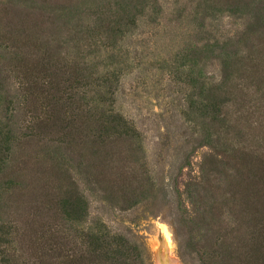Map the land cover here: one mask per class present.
Masks as SVG:
<instances>
[{
	"label": "rangeland",
	"instance_id": "1",
	"mask_svg": "<svg viewBox=\"0 0 264 264\" xmlns=\"http://www.w3.org/2000/svg\"><path fill=\"white\" fill-rule=\"evenodd\" d=\"M33 1L0 0V46L5 44L2 41L19 36L27 43L24 48L29 52L24 56H29L31 62L36 61L39 51L34 46L35 37L42 29L52 34L50 22L54 14L43 6L51 4L54 8L55 4H67L71 0ZM74 1L80 4L81 13L71 15L70 23L64 24L68 21L66 15L64 21L58 19L55 23L66 28L76 26L81 39H71L63 50H68L69 61L85 62L90 69L105 70L104 66L112 61L110 68L119 67L116 86H109L113 91V106L138 130V136L108 150L107 164L113 168V174L106 183L129 184L133 177L122 172L137 171L141 174L133 181L138 186L137 195L125 202L120 193L115 201L90 193L83 172L94 162L90 150L84 147L81 155L80 151L60 147L55 139L48 137L30 146V163L26 168L24 164L22 174L14 176L20 186L22 182L29 183L27 189L14 185L8 188L0 183V218H19L24 222L36 203L38 187L45 183L43 192H47L50 200L54 189L75 180L87 193L90 222L99 217L114 231L133 230L144 240L154 264H185L179 255L173 227L177 211L174 187L184 190L186 183L198 176L207 153H217L229 162L223 167L227 173L214 175L212 192L196 202V207L209 218L205 228L209 240L214 239L218 224L222 226L221 234L227 233L230 238L238 232L234 230L237 212L233 207L231 181L237 182L238 169L250 173L256 164V154L264 150V85L255 83L253 68L238 70L239 54L225 46L244 27L242 12L211 7L200 0ZM128 15H134L136 20L131 33L124 34L123 39L110 35L107 31L110 24L115 27L117 22H126ZM57 31L54 36L65 41L63 37L68 32ZM112 50H121L123 55L112 57ZM172 61L185 70L192 69L194 78H199L193 85L201 81L202 86L189 84L172 68ZM11 65L7 49L0 47V72L10 75L0 92V119L7 122L6 90L15 94L14 87L18 86ZM96 95L92 93L94 100ZM215 96L224 100L218 123L204 115L212 113L207 109L196 110L199 102L210 103ZM18 98L16 94L8 113L9 121L18 123L15 131L20 123L30 119L12 109ZM21 151L10 165L20 162ZM186 152L191 163L178 173L176 167ZM208 164L204 166L207 168ZM54 168L60 170L57 178Z\"/></svg>",
	"mask_w": 264,
	"mask_h": 264
},
{
	"label": "trees",
	"instance_id": "2",
	"mask_svg": "<svg viewBox=\"0 0 264 264\" xmlns=\"http://www.w3.org/2000/svg\"><path fill=\"white\" fill-rule=\"evenodd\" d=\"M199 2L242 12L244 27L236 39L231 38L225 46L239 54L237 69L253 68L255 83L263 86L264 0ZM58 5L55 4L54 8L51 4L43 6L54 14L50 22L52 34L42 29L35 37L34 46L39 50L36 61L31 62L29 56H24L29 51L25 50L27 43H23L19 36L2 41L5 44L0 46L3 50L7 49L11 57L10 71L18 84L13 90L15 94L10 89L6 90L5 116L8 122L0 119V183L8 188L13 185L21 189L29 186L26 182L20 186L14 176L22 174L30 163V146L49 137L50 140L55 139L53 141L60 147L68 146L80 151L81 155L84 147L90 150L94 162L83 170L90 193L108 201L117 200L121 194L123 201L127 202L137 195L138 186L133 181L141 174L125 169L122 175L132 176L133 179L126 177L131 183H106L107 177L113 174V168L107 164L108 150L138 136L134 123L113 106V91L109 86H116L121 70L119 67L110 68L113 61L104 66L107 69L101 70L99 67L90 69L85 62L68 60L71 56L63 47L71 39L79 41L81 31L76 26L66 28L64 24L70 23L71 15L81 13L82 8L74 0ZM65 15L68 21L62 26L55 23L58 19L64 21ZM127 18L126 22H117L115 27L110 24L107 30L110 35L123 39L124 34L131 33L136 20L134 15ZM19 19L22 20L21 15ZM57 29L68 32L63 37L65 41L60 36H54L55 32L58 33ZM122 53L121 50H112L111 56L121 57ZM171 65L189 84L199 80L194 78L192 69L185 70L174 61ZM7 78L10 75L0 72V92L5 88ZM7 84L10 85L9 82ZM201 84L199 81L193 86ZM92 93H98L96 100ZM16 94L19 98L12 109L30 117L18 125L17 131L14 128L18 123L9 121L11 116L8 115ZM223 103L221 96H215L210 103L199 102L196 110L207 109L212 113L204 115L218 123ZM20 151V162L18 160L10 165ZM255 161L250 173L238 169L237 182L232 180L230 184L233 207L237 212L234 219L237 228L234 230L238 231L230 238L227 233L221 234L222 226L218 224L214 239L209 240L205 230L209 218L205 211L196 207V202L204 200L212 192L210 188L215 186L214 175L227 173L223 167L229 162L217 153H207L198 176L189 180L184 190L174 187L177 211L173 227L179 255L185 264H264V150L256 154ZM206 162H209L207 168L204 166ZM190 163L191 156L186 152L176 167L177 172L181 173ZM54 171L55 178L59 177V168H54ZM44 185L37 188L36 203L29 209L24 222L21 223L19 218H0V264H154L144 240L133 230L114 231L99 217L90 222L87 193L75 180L60 188L62 190L54 189L50 200L47 192H43ZM217 221L219 223V217Z\"/></svg>",
	"mask_w": 264,
	"mask_h": 264
}]
</instances>
